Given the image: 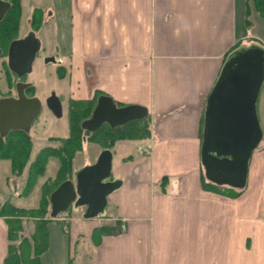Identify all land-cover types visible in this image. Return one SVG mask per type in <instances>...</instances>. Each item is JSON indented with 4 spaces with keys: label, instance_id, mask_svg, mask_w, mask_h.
<instances>
[{
    "label": "crops",
    "instance_id": "crops-1",
    "mask_svg": "<svg viewBox=\"0 0 264 264\" xmlns=\"http://www.w3.org/2000/svg\"><path fill=\"white\" fill-rule=\"evenodd\" d=\"M54 1L49 47L66 72L67 108L100 95L143 106L150 137L114 146L110 180L121 184L105 217H58L66 233L50 222L40 264H264V147L252 152L235 195L204 188L200 162L206 98L227 53L249 43L246 1ZM41 38L49 41L47 31ZM0 160L8 162L0 163L1 207L11 168ZM101 225L111 231L94 240ZM7 244L0 216V264Z\"/></svg>",
    "mask_w": 264,
    "mask_h": 264
},
{
    "label": "water",
    "instance_id": "water-1",
    "mask_svg": "<svg viewBox=\"0 0 264 264\" xmlns=\"http://www.w3.org/2000/svg\"><path fill=\"white\" fill-rule=\"evenodd\" d=\"M7 8L8 4L0 0V20ZM39 48L40 41L32 31L10 41L6 50L8 70L17 79L29 74ZM263 82L264 47L254 43L241 45L226 56L203 113L200 162L207 181L233 189L244 187L251 153L262 139L256 102ZM29 86L18 82L16 96L0 98V137L11 131L28 133L39 115V100L24 94ZM46 104L55 116H60L56 96L51 95ZM147 116L143 106L118 107L111 97L100 95L90 117L80 123V128L94 132L103 124L115 128ZM111 163V151L103 149L92 164L75 173L73 180L61 182L49 194L50 216L55 218L71 204L75 209L84 207V219L103 214L107 196L121 184L119 180H108Z\"/></svg>",
    "mask_w": 264,
    "mask_h": 264
},
{
    "label": "trees",
    "instance_id": "trees-1",
    "mask_svg": "<svg viewBox=\"0 0 264 264\" xmlns=\"http://www.w3.org/2000/svg\"><path fill=\"white\" fill-rule=\"evenodd\" d=\"M5 1L9 4V9L0 20V55L2 56H6L10 41L20 37L22 15L21 0ZM245 1L244 20L247 25L250 9L249 0ZM260 2L261 6L258 5L260 9L257 11H259L260 15H264V0H257V4ZM34 12L30 15L29 23L30 26L36 25L33 26V31H38L43 21L35 22ZM239 46L240 44L236 43L229 52ZM28 89H33V86L28 87ZM95 103L96 98L70 101L68 105L67 136L47 137L48 145L39 150L32 158L33 144L29 133L11 131L5 137H0V159L10 162L11 174L18 177L26 171L25 182L19 196L27 197L31 193L38 179L45 175L49 159H55L58 163L54 177L46 179L41 185V197L37 207L20 208L14 206L9 200L3 202L0 207V216L5 217L7 222L8 244L3 264H40V256L46 251L48 246L47 225L52 221H58L57 218L50 216L49 194L61 182L73 179L72 176L77 171L73 168V160L75 155L82 150L84 142L95 143L99 147L98 151L108 149L112 152L114 146L120 141H140L150 137V123L147 117L130 121L115 128H110L107 124H103L94 132L82 130L80 123L90 117ZM202 181L203 187L207 189L225 190L233 195L241 191V189L215 185L205 179L203 172ZM47 185L50 187L45 188L44 186L47 187ZM22 220L32 221V229L29 231V236L25 233L26 228L22 224ZM58 223L62 225V231L66 233L68 221L59 220ZM110 229V226L101 225L94 229L92 238L97 240L102 235L110 232ZM66 264H73V259H68Z\"/></svg>",
    "mask_w": 264,
    "mask_h": 264
},
{
    "label": "rangeland",
    "instance_id": "rangeland-1",
    "mask_svg": "<svg viewBox=\"0 0 264 264\" xmlns=\"http://www.w3.org/2000/svg\"><path fill=\"white\" fill-rule=\"evenodd\" d=\"M22 3V15H21V27L19 35L23 36L28 31L34 30L32 25L30 26V15L32 9L40 8L39 15L35 11L34 21H43L40 29L35 31L36 37L40 41V49L32 63L31 72L25 76H22L19 81L17 78L8 70L6 64V56L0 55V98L15 96V85L18 82L26 83L33 86V89H26L24 94L26 97H34L41 103V109L37 118L32 122L29 129V134L32 139V151L31 158L39 152L43 147L48 145L47 137H64L68 134V108L64 93L60 90L63 87L62 78L66 75V72L57 68L59 56L51 50L49 47L51 40V23H54L55 17L52 19L49 15H52L56 11V1L54 0H21ZM250 13L248 16V23L246 25L244 16H241V24L244 26L245 31L250 37L249 40L244 41L245 43L259 42L264 47V15H260L258 9L261 6V2L257 4V0L248 1ZM257 6V7H256ZM245 9V8H244ZM47 21V22H46ZM52 21V22H51ZM47 23V24H46ZM50 23V24H49ZM47 31V37L49 41H44L41 38L43 31ZM41 33V35H40ZM42 39V41H41ZM53 58V61H50ZM54 95L58 98L60 103L61 113L60 116H55L47 107L46 101ZM257 116L262 129V139L256 149L264 147V82L262 84L258 99H257ZM131 141V140H125ZM99 147L92 142H84L82 150L78 152L73 160V168L78 170L83 167V164L92 162L95 156L99 153ZM114 157V154H112ZM1 161V160H0ZM5 167H8V162H0ZM57 160L49 159L46 165L45 175L38 179L34 189L29 193L27 197L17 196L21 192L24 182L26 171L21 176H13L11 172H5V199H9L15 204L21 205L23 208L29 209L37 207L41 197V185L46 179L53 178L57 169ZM4 174V173H3ZM74 175L72 176V178ZM23 183V184H22ZM49 188L50 186H44ZM83 207L73 208L70 205L66 211L60 213L57 217H71L82 215ZM105 213V212H104ZM98 218H104L105 215H98ZM32 221L22 220V224L25 229L27 236L30 234L32 229ZM65 226V225H64ZM66 227V226H65ZM114 228V227H113ZM62 232V231H61ZM66 241V240H65ZM66 245V243H65ZM66 247V246H65ZM80 252V250H79Z\"/></svg>",
    "mask_w": 264,
    "mask_h": 264
},
{
    "label": "flooded vegetation",
    "instance_id": "flooded-vegetation-1",
    "mask_svg": "<svg viewBox=\"0 0 264 264\" xmlns=\"http://www.w3.org/2000/svg\"><path fill=\"white\" fill-rule=\"evenodd\" d=\"M2 1H4V2H6L5 0H2ZM7 3V2H6ZM8 4V3H7ZM9 9V4H8V8H7V10ZM7 10L5 11V13L7 12ZM34 10H38V15H39V11H40V8H34V9H32V12H34ZM4 13V14H5ZM4 16V15H3ZM29 32V31H28ZM20 37H22V36H20ZM37 55V54H36Z\"/></svg>",
    "mask_w": 264,
    "mask_h": 264
},
{
    "label": "built area",
    "instance_id": "built-area-1",
    "mask_svg": "<svg viewBox=\"0 0 264 264\" xmlns=\"http://www.w3.org/2000/svg\"><path fill=\"white\" fill-rule=\"evenodd\" d=\"M117 228H118V227H117ZM117 228H116V229H117Z\"/></svg>",
    "mask_w": 264,
    "mask_h": 264
}]
</instances>
